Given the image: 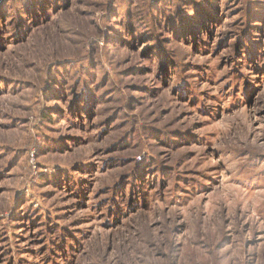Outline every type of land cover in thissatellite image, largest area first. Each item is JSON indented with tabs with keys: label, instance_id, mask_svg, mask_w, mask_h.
I'll list each match as a JSON object with an SVG mask.
<instances>
[{
	"label": "rangeland",
	"instance_id": "1",
	"mask_svg": "<svg viewBox=\"0 0 264 264\" xmlns=\"http://www.w3.org/2000/svg\"><path fill=\"white\" fill-rule=\"evenodd\" d=\"M0 264H264V0H0Z\"/></svg>",
	"mask_w": 264,
	"mask_h": 264
}]
</instances>
